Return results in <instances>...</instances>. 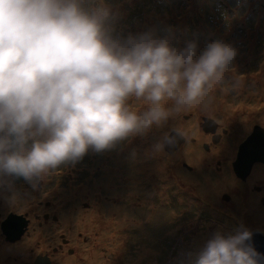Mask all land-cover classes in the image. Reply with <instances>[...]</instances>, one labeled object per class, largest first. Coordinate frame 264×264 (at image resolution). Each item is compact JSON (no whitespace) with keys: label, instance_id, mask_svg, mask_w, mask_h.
<instances>
[{"label":"clouds","instance_id":"1","mask_svg":"<svg viewBox=\"0 0 264 264\" xmlns=\"http://www.w3.org/2000/svg\"><path fill=\"white\" fill-rule=\"evenodd\" d=\"M112 18L103 0H0V187L22 177L35 190L89 150H111L175 114L207 108L225 84L232 46L208 43L197 59L195 41L176 48L152 30L114 35ZM184 136L177 128L153 151ZM252 237L243 225L214 233L186 264H264Z\"/></svg>","mask_w":264,"mask_h":264},{"label":"rangeland","instance_id":"2","mask_svg":"<svg viewBox=\"0 0 264 264\" xmlns=\"http://www.w3.org/2000/svg\"><path fill=\"white\" fill-rule=\"evenodd\" d=\"M104 3L111 9L114 35L126 37L152 30L161 37L169 35L170 46L176 48L195 41L197 59L208 43L219 40L232 46L237 55L225 73V84L213 91L207 108L196 106L175 114L147 134L132 136L105 153L109 154L108 172L94 179L91 187L84 186L80 198L78 193L69 196L76 198L75 202L88 199L101 203L106 220L97 217L95 224H77L83 234L91 236L89 242L69 229L74 220L67 211L59 223L51 221L52 245L60 242L54 237L56 232L69 238L65 250L60 249L54 260L57 264H186L187 255L197 253L214 233L233 235L243 225L264 235V203L260 200L264 190L253 195L249 191L254 184L264 188V164L256 167L249 181L229 177L226 169L216 173L211 164L233 159V147L253 125L250 137L260 142L258 149L264 152V0ZM235 81L239 85L234 88ZM129 103L143 107V102L134 99ZM198 113H208L233 126L216 154L190 144L179 146L177 151L178 147L153 151V145L172 129L182 128L189 136ZM184 161L194 169H188ZM223 191L232 195L229 206L219 200ZM64 198L61 191L59 199ZM227 212L236 222L226 219Z\"/></svg>","mask_w":264,"mask_h":264},{"label":"flooded vegetation","instance_id":"3","mask_svg":"<svg viewBox=\"0 0 264 264\" xmlns=\"http://www.w3.org/2000/svg\"><path fill=\"white\" fill-rule=\"evenodd\" d=\"M114 1L118 0H103V2ZM95 2H99V0H95ZM192 114L193 112L190 115L185 114V117L190 118ZM252 119L250 117L249 120ZM253 128L254 125L251 131L240 139L237 146L233 147V159L230 160V157H227L224 161L225 164L222 160L211 162L216 173H224L226 169L229 170V177L239 178L240 181H249L256 167L264 164V157L254 160V156L249 152L250 150L246 145L247 138L252 134ZM174 130H171V134ZM232 130L233 126H227L208 113H198L192 119L189 136L181 137L180 147L190 144L193 148L202 147L205 152L213 151L212 153L216 154L219 144ZM180 147L175 151L179 150ZM214 148H216V152H214ZM112 150L101 153L89 150L75 164L66 163L55 170H51L39 182V186L35 190L22 177L5 178L10 187H0V264H57L54 256L60 249L65 250L69 238L64 232H56L54 237L55 239L58 237L60 242L52 245L50 238L54 228L51 226V221L59 223L65 211L74 220V224L69 226V229L77 232L80 236L82 235L85 242H89L91 236L83 234L82 230L77 228V224L83 222L95 224L98 221L97 217L104 219L105 217L101 215L99 207L101 203L92 202L88 199L75 202L76 198L69 195L78 193L77 198H80L84 186L91 187L94 179L102 176V172H108L109 154L105 155V153ZM187 163L188 166L186 167L193 170L194 167L189 162ZM222 170L224 171L222 172ZM246 189H248L247 184ZM263 190L261 184H254L249 188L251 195L256 192H263ZM61 191L65 193L64 199H59ZM13 197H15L14 203L12 202ZM232 199L229 192L220 193L219 200L224 206H229ZM260 200L264 203V196ZM223 201H226L227 204ZM93 234H95L94 230ZM68 250L70 254H74L70 247Z\"/></svg>","mask_w":264,"mask_h":264},{"label":"water","instance_id":"4","mask_svg":"<svg viewBox=\"0 0 264 264\" xmlns=\"http://www.w3.org/2000/svg\"><path fill=\"white\" fill-rule=\"evenodd\" d=\"M261 135L264 137L263 133H261ZM180 139L181 138L178 139V141H177V143L175 144L174 147H170L168 150H172L174 148L179 147L181 145V143H182V142H179ZM259 144H260V142L257 141L256 139H254L253 137L247 138V144L246 145L248 146V149L250 150L249 152L254 156V160L259 158V156H258L259 154H262V157H264V152L260 151L258 149V145ZM252 244L255 247L256 251L258 253H260L261 256H264V235L254 231L253 232V237H252Z\"/></svg>","mask_w":264,"mask_h":264},{"label":"bare ground","instance_id":"5","mask_svg":"<svg viewBox=\"0 0 264 264\" xmlns=\"http://www.w3.org/2000/svg\"><path fill=\"white\" fill-rule=\"evenodd\" d=\"M258 156H259V158H262V154H259ZM215 204H218V203H215ZM225 216H226V219H227V220L230 219V221H231V219H232V221L236 222L235 219H234V216H231V215H230V212L225 213ZM225 227H226V226H225Z\"/></svg>","mask_w":264,"mask_h":264}]
</instances>
